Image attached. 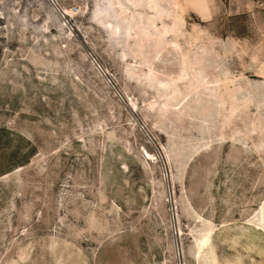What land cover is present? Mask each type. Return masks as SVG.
Here are the masks:
<instances>
[{"label":"rangeland","instance_id":"374dc122","mask_svg":"<svg viewBox=\"0 0 264 264\" xmlns=\"http://www.w3.org/2000/svg\"><path fill=\"white\" fill-rule=\"evenodd\" d=\"M0 264H264V0H0Z\"/></svg>","mask_w":264,"mask_h":264},{"label":"bare ground","instance_id":"6f19581e","mask_svg":"<svg viewBox=\"0 0 264 264\" xmlns=\"http://www.w3.org/2000/svg\"><path fill=\"white\" fill-rule=\"evenodd\" d=\"M149 4V3H148ZM151 9V8H150ZM66 14V13H65Z\"/></svg>","mask_w":264,"mask_h":264}]
</instances>
